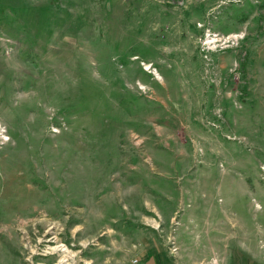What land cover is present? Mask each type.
I'll use <instances>...</instances> for the list:
<instances>
[{"label":"rangeland","instance_id":"obj_1","mask_svg":"<svg viewBox=\"0 0 264 264\" xmlns=\"http://www.w3.org/2000/svg\"><path fill=\"white\" fill-rule=\"evenodd\" d=\"M146 241L264 264V0H0V264Z\"/></svg>","mask_w":264,"mask_h":264},{"label":"crops","instance_id":"obj_2","mask_svg":"<svg viewBox=\"0 0 264 264\" xmlns=\"http://www.w3.org/2000/svg\"><path fill=\"white\" fill-rule=\"evenodd\" d=\"M146 252L143 254V258H144V264H174L170 257L167 255L166 251L163 248H160L159 246H150V248H148V241H146ZM249 250L246 248V252H248ZM245 252V249L243 248V252H239L240 257H239V261H243V262H239V264L244 263V256L248 257L246 264H261L260 263V256L255 255H251L247 254ZM242 257V258H241ZM219 259V258H218ZM217 259V260H218ZM238 264V263H237Z\"/></svg>","mask_w":264,"mask_h":264},{"label":"built area","instance_id":"obj_3","mask_svg":"<svg viewBox=\"0 0 264 264\" xmlns=\"http://www.w3.org/2000/svg\"><path fill=\"white\" fill-rule=\"evenodd\" d=\"M133 264H139V260H138V259H135V260L133 261Z\"/></svg>","mask_w":264,"mask_h":264}]
</instances>
